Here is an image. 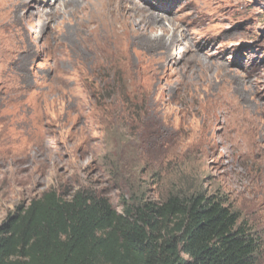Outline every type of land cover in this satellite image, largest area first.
<instances>
[{"label": "rangeland", "instance_id": "obj_1", "mask_svg": "<svg viewBox=\"0 0 264 264\" xmlns=\"http://www.w3.org/2000/svg\"><path fill=\"white\" fill-rule=\"evenodd\" d=\"M102 1L0 0V226L52 189H201L264 264V0Z\"/></svg>", "mask_w": 264, "mask_h": 264}, {"label": "trees", "instance_id": "obj_2", "mask_svg": "<svg viewBox=\"0 0 264 264\" xmlns=\"http://www.w3.org/2000/svg\"><path fill=\"white\" fill-rule=\"evenodd\" d=\"M261 248L226 197L201 189L122 212L105 194L52 189L0 226V264H261Z\"/></svg>", "mask_w": 264, "mask_h": 264}, {"label": "bare ground", "instance_id": "obj_3", "mask_svg": "<svg viewBox=\"0 0 264 264\" xmlns=\"http://www.w3.org/2000/svg\"><path fill=\"white\" fill-rule=\"evenodd\" d=\"M97 2H100L101 4L102 3H106V1H102V0H97ZM93 3V2H92ZM99 3V4H100ZM94 6V5H93ZM106 11V8L105 6H102L101 8L95 10V9H92V10H88L87 11V14H103L104 12Z\"/></svg>", "mask_w": 264, "mask_h": 264}]
</instances>
